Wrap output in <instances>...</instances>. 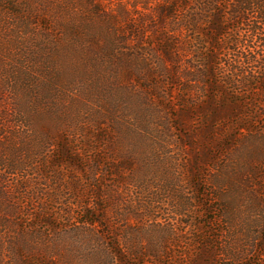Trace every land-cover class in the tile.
I'll list each match as a JSON object with an SVG mask.
<instances>
[{
  "label": "trees",
  "instance_id": "1",
  "mask_svg": "<svg viewBox=\"0 0 264 264\" xmlns=\"http://www.w3.org/2000/svg\"><path fill=\"white\" fill-rule=\"evenodd\" d=\"M61 42L97 52L75 124L61 116L60 73L45 77ZM182 117L198 127L176 141ZM261 117L264 0H0V264H173L170 221L190 227L183 217L212 212L213 203L208 222L242 217L234 254L222 255L264 264ZM61 124L68 131L56 136ZM71 162L81 174L66 190L82 213L62 255L66 232H53L49 217L41 220L47 231L21 226L24 212L41 217L44 207L30 212L28 200L47 188L35 181L31 194L23 190L33 173L55 178L58 163L63 171ZM180 165L195 197L169 176ZM164 200L169 222L154 215ZM178 255L181 264L212 263L203 252L197 261Z\"/></svg>",
  "mask_w": 264,
  "mask_h": 264
},
{
  "label": "rangeland",
  "instance_id": "2",
  "mask_svg": "<svg viewBox=\"0 0 264 264\" xmlns=\"http://www.w3.org/2000/svg\"><path fill=\"white\" fill-rule=\"evenodd\" d=\"M228 30V28H227ZM63 49L65 50L61 53H59L58 56L54 57V63L52 64V69L48 70L49 72H45V77L48 80H51V77H54L55 74L60 73V78L57 81V84L60 85V88L63 93V97L65 99V102H63L62 106H59L61 108L62 115L65 119L75 124L78 123L79 120H82L81 116L86 112L83 104L78 98L77 92L84 91L87 89H91V82L90 78L92 77V73L94 71V60L97 58V52L96 50L92 49L91 47H83L78 50V48H75V43L68 44L67 42H61ZM243 106V105H242ZM239 105V107H242ZM186 108L184 107L183 110ZM261 111V110H260ZM84 112V113H83ZM182 114V112H179ZM262 119H259V122L264 123V117H261ZM182 124L184 127L181 129L182 131H174V139L176 141L183 139L182 134H190L191 131L195 126L193 125V122L189 121L187 117L180 118ZM68 124V123H67ZM67 124H61V127L59 128V131L56 132V136L66 134L65 127ZM262 124H257L256 127L261 126ZM66 130V131H65ZM72 134L70 135L69 140L73 142L74 149L77 148V145L79 146V143H76L75 145V136L76 132L75 129L71 130ZM182 132V134L180 133ZM78 136V135H77ZM227 142H230L227 140ZM175 151L179 153L180 155H177L179 161L182 158V156L185 157V155H182L180 148H175ZM198 151V149H196ZM55 156L57 155L56 152H54ZM56 158V157H55ZM72 165H69L68 167L64 166L65 169L63 171L61 170V165L58 163V167L55 170V178L50 177L46 178L45 180L38 175H35L33 173V176L35 179H31L28 182H26L24 185V193L31 194V191L33 190V186L31 185L33 182L39 181L40 183H44L42 185L43 189L51 190V186H55L56 183H60V186H64L63 189H58L57 191H54L51 195L46 190L40 191L38 189V197L31 198V200H28V210L30 212L33 211V208L38 207H44L40 215L36 214L35 218L38 217V219H29L30 214L27 215L26 212H24L23 220L21 223V226H27L29 224L36 225L37 228L41 231H47L49 229L48 226H46L44 223H41V220L45 219L46 217H49L51 219L50 228L54 229L53 232L55 233H63L66 232V238L62 240V242L58 243L59 253L62 255H65L69 245H72L75 242V233L71 235L72 230L75 229V223L80 218V214L82 213L81 207L75 206L76 200L74 195H70L68 190H66V187L68 186L67 183H70L72 189H74L73 186H75V178H80L81 172L79 169H75V164L71 162ZM179 168V169H178ZM176 168V172L169 170V176H175L178 175L181 181V194L183 196L187 197H195L197 189L192 188L193 186H190L189 178L190 176H186L184 174V170H182V167ZM67 170V172H66ZM167 174V173H166ZM58 176V178H57ZM63 178V180H62ZM72 178V179H71ZM109 177H107L108 179ZM60 179V180H59ZM65 180V181H64ZM69 180V181H68ZM111 182L113 181L112 178H110ZM67 181V182H66ZM179 181V182H180ZM59 186V187H60ZM28 188V189H27ZM198 188V187H197ZM205 186H201L200 189L203 190ZM194 189V190H193ZM75 191V190H74ZM83 192V190H81ZM46 193L48 196L43 197L40 195V193ZM86 193V191H85ZM82 195V194H81ZM50 196V197H49ZM84 196V195H83ZM78 199L82 202V196ZM100 202V199H97ZM199 201H204L206 204V201L204 200V197L202 195L199 196ZM33 201V202H32ZM42 201H45L43 206L41 204ZM32 202V205H31ZM209 207L212 208V212L204 213L202 215H198L196 213L197 210H199L197 207L195 213H188L185 217H183V221L191 222V226L187 227L184 225L183 222L175 220H171L170 217H172V207L171 202L163 201L159 203L160 209H157V211L154 212V215L157 216L158 219L161 221H166L170 223L172 222L176 234L174 236V239L176 241V251H173L172 254L173 257L171 259V263L173 264H181V260L183 258L180 257V253L187 254V259L189 260L191 257L194 261H197L201 252H203V255L205 257V260L212 262L211 264H236L237 261H232L227 259V256H223L222 253H225L226 251L232 252L234 254L235 250L233 248V245L235 244L237 240V231L239 221L242 217L236 216L234 218V222L232 224H222L219 221L215 222H208V218L211 216H214L216 212H213L215 208H217L216 204H208ZM207 208V206L203 207ZM111 210V209H110ZM112 213V211H110ZM101 215V213L99 214ZM165 219V220H164ZM196 224V225H195ZM165 228H169L168 225H165ZM25 229V228H23ZM186 231V232H185ZM70 233V236L67 237V235ZM31 240H34L33 236H31ZM188 242V244H187ZM63 243V244H62ZM171 243L168 242L167 245ZM172 247L174 245L171 244ZM69 250V249H68ZM211 253L215 255V258L207 257V254ZM33 256H37V253L31 255L30 258ZM67 256V255H66ZM185 260V259H183ZM187 260V261H188ZM60 262V261H59ZM9 263V262H6ZM62 264H81L82 262L79 261V259H65L63 262H60ZM186 263V262H185Z\"/></svg>",
  "mask_w": 264,
  "mask_h": 264
}]
</instances>
